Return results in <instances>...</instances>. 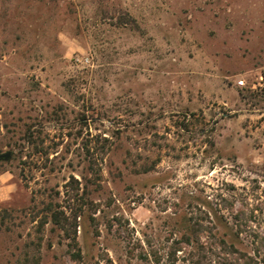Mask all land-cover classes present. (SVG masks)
<instances>
[{"label": "rangeland", "instance_id": "374dc122", "mask_svg": "<svg viewBox=\"0 0 264 264\" xmlns=\"http://www.w3.org/2000/svg\"><path fill=\"white\" fill-rule=\"evenodd\" d=\"M8 152L0 264H264V0H0Z\"/></svg>", "mask_w": 264, "mask_h": 264}, {"label": "trees", "instance_id": "16d2710c", "mask_svg": "<svg viewBox=\"0 0 264 264\" xmlns=\"http://www.w3.org/2000/svg\"><path fill=\"white\" fill-rule=\"evenodd\" d=\"M92 170H93V168H92ZM49 211L51 212V218H50L51 221L54 222V224H56L58 227H60V229H62L69 237H73L72 243L76 248H78V241H77L75 236L77 235V228L79 227L78 218L80 217V214L75 213V214H73L72 217L66 216V215L61 217L60 214L58 213V211H56L52 208L49 209ZM61 214H64V211H61ZM202 230H203V228L201 227V225L199 223H196V225L192 226V235L188 234V233L183 235L182 243L192 244L193 238H195V236H196V241L200 244V242L198 240V238H199L198 235L200 234V232ZM221 242L223 243V245L229 246L231 251H234V252L239 251L236 248L235 244L231 243L230 245H228L227 242L225 241V239H221ZM74 257L75 258H81V252H80L79 248L76 251V253L74 254ZM250 259H252V257ZM245 264H251V263L249 261H246Z\"/></svg>", "mask_w": 264, "mask_h": 264}, {"label": "water", "instance_id": "95a60500", "mask_svg": "<svg viewBox=\"0 0 264 264\" xmlns=\"http://www.w3.org/2000/svg\"><path fill=\"white\" fill-rule=\"evenodd\" d=\"M11 156V153H4V154H0V161L3 160V159H9Z\"/></svg>", "mask_w": 264, "mask_h": 264}, {"label": "built area", "instance_id": "2783aa9c", "mask_svg": "<svg viewBox=\"0 0 264 264\" xmlns=\"http://www.w3.org/2000/svg\"><path fill=\"white\" fill-rule=\"evenodd\" d=\"M241 84H244V82H243V81H241Z\"/></svg>", "mask_w": 264, "mask_h": 264}]
</instances>
